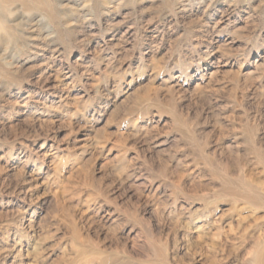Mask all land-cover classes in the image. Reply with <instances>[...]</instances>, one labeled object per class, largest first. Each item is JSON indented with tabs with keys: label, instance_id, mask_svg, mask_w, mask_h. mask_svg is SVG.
Returning a JSON list of instances; mask_svg holds the SVG:
<instances>
[{
	"label": "rangeland",
	"instance_id": "374dc122",
	"mask_svg": "<svg viewBox=\"0 0 264 264\" xmlns=\"http://www.w3.org/2000/svg\"><path fill=\"white\" fill-rule=\"evenodd\" d=\"M0 264H264V0H0Z\"/></svg>",
	"mask_w": 264,
	"mask_h": 264
}]
</instances>
